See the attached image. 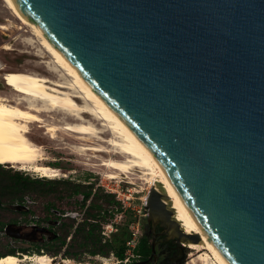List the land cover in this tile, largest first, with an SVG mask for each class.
Masks as SVG:
<instances>
[{"label": "water", "instance_id": "95a60500", "mask_svg": "<svg viewBox=\"0 0 264 264\" xmlns=\"http://www.w3.org/2000/svg\"><path fill=\"white\" fill-rule=\"evenodd\" d=\"M13 2L154 156L226 264H264V0ZM145 206L177 253L201 240L169 231L154 188Z\"/></svg>", "mask_w": 264, "mask_h": 264}, {"label": "bare ground", "instance_id": "6f19581e", "mask_svg": "<svg viewBox=\"0 0 264 264\" xmlns=\"http://www.w3.org/2000/svg\"><path fill=\"white\" fill-rule=\"evenodd\" d=\"M11 14L19 21L32 28L39 37L40 44L53 59L54 66L50 71L59 72V79H50L33 72L14 70L4 73L6 83L19 94L14 102H9L0 95V163L28 168L40 176L55 178L61 175L59 169L41 163L47 160L41 145L28 136L30 124L38 123L55 138L58 129L75 135L77 143L83 141H101L100 144L80 145L76 152L85 155L86 151L109 153L103 160L108 178H117L120 173H131L138 170L150 188H154L170 211L174 221L169 223V231L181 230L186 234H200L201 240L196 243L183 240L182 244L197 256L195 259L203 264H226L213 246L204 238L184 202L170 181L164 169L140 142L128 126L80 80L77 72L63 61L58 51L30 19H26L13 0H3ZM7 29V26L0 25ZM8 49L7 45L2 46ZM4 66L0 63V70ZM59 112L65 114L61 122L63 127L46 123L42 114ZM100 124V128L94 122ZM103 134H108L105 138ZM110 146V147H109ZM108 147V148H107ZM116 154V155H115ZM164 214V213H163ZM161 215L162 217L164 215ZM177 224V227L175 226ZM47 254L18 256L7 254L0 257V264H55ZM64 264L69 261L64 260ZM71 264V263H70Z\"/></svg>", "mask_w": 264, "mask_h": 264}, {"label": "rangeland", "instance_id": "374dc122", "mask_svg": "<svg viewBox=\"0 0 264 264\" xmlns=\"http://www.w3.org/2000/svg\"><path fill=\"white\" fill-rule=\"evenodd\" d=\"M2 24L7 26V29L0 28V63L4 66V69L0 70V95L12 103L19 98V94L6 83L4 78L5 72L24 70L41 76H47L50 79H59V72L50 71V67L54 66L53 59L50 54L45 51L44 47H42L39 37L33 32L32 28L22 24L19 19L11 14L5 2L0 0V25ZM3 45H7L8 49L3 48ZM50 114V116L42 114L46 123L55 124L58 127L64 126L61 119L65 114L59 112ZM94 123L99 128L101 127L96 121ZM56 135L55 138H51L50 133H48L44 127L39 126L38 123L30 124L28 136L35 143L41 145L47 157V160L41 163L48 164L53 168L59 169L61 172V175L55 178L43 177L47 179H67L80 183L94 182L95 187L100 186L105 191L114 193L116 198L122 203V206L125 209H129L132 215L126 217L123 213L116 214L113 221L114 223H120L130 218L131 222L129 227L132 231L137 232V236L135 237L136 241L147 227V209L145 204L150 191L149 184L142 178L141 173L138 170H134L131 173L119 172L117 178H108L106 176L107 169L105 166L101 165V163L103 160L110 157L109 153L86 151L85 155H83L75 151L81 144H100L107 146L106 143L96 140H82L80 144H78L75 138V135L78 134L74 135L72 132L68 133L62 128L58 129ZM103 136L105 138L109 137L108 134H103ZM4 167L27 173L31 177H42L38 172L28 168L22 170L18 166H12L10 164H4ZM61 192H63V189H61ZM64 193L66 192L64 191ZM81 197V195H63L62 198L50 196L49 199L27 197L25 199L26 202L21 204L27 208L21 210L31 211L29 215L26 216L27 221L23 219L24 215H16L8 212L3 214L5 220L14 216L19 217L17 222H8L7 224L15 223L21 225L24 230H22L23 232L21 231V233H28L27 239L11 237L6 235L4 231H1L0 251H4L5 248H13L15 254L18 256H23L25 254L35 255V244L41 237L38 234L37 228L44 227L46 225L45 219L47 218H50L52 222H54V219H59L56 218L57 215L55 216L54 214L57 210L61 211V214H63V212L72 211L73 213L77 211L79 214H76L75 218L59 215L60 221L69 222L74 220L76 225L83 217L84 210H82L77 203ZM48 200L54 202L55 208L53 207V212H51V210L49 212L45 208ZM89 201L90 199L87 201V204ZM112 230H114L113 225L112 227L108 226V224L103 226V233H109ZM69 240L70 237H67L66 242H69ZM172 240L174 241L175 238ZM21 248L29 249V251L22 253ZM183 252L184 257L182 258L181 264H203L202 261L198 259H195L194 263H192L191 260L197 256L195 251H192V255H190V249L185 248ZM42 253L52 258L55 257V253L49 251ZM56 255V257L59 256V251ZM82 256V261H77L69 257H63V259L69 261L67 264H119L113 255L103 257L84 254ZM56 261L60 262L58 260ZM57 262L55 264H57ZM124 263L127 264L129 262Z\"/></svg>", "mask_w": 264, "mask_h": 264}, {"label": "trees", "instance_id": "16d2710c", "mask_svg": "<svg viewBox=\"0 0 264 264\" xmlns=\"http://www.w3.org/2000/svg\"><path fill=\"white\" fill-rule=\"evenodd\" d=\"M61 189H63V192H61ZM63 195L82 196L77 203L84 210L83 217L76 225L75 221L71 220L59 226L58 230L63 232V242L60 245L53 243L42 244L37 241L34 249L36 254H45L42 252L49 251L56 255L66 243V238L70 237L64 255L77 261H82V255L84 254L103 257L113 255L119 264H124L123 261L125 259L137 263V261L149 257L151 254V244L149 242L150 236L147 227L134 247H131L128 243L133 239V231L129 227L131 219L128 218L126 221L114 223L113 219L116 214L123 213L126 217L132 215L129 209H125L122 206V203L116 198L114 193L105 191L100 186L95 187L94 182L80 183L67 179L31 177L27 173L6 168L1 163L0 232L3 231L8 222H17L19 218L14 216L5 220L3 217L4 213L24 215L23 219L27 221L26 216L31 212L28 210H12L8 205L25 203L27 197L49 199L50 196L62 198ZM89 199L90 201L87 204ZM52 207H55L54 202L48 200L45 205L46 210L50 212V208ZM109 223L113 225L114 230L106 235L103 233V226ZM26 251L27 249L21 248L22 253ZM7 254L16 255L13 248H5L4 251H0V257Z\"/></svg>", "mask_w": 264, "mask_h": 264}, {"label": "flooded vegetation", "instance_id": "af4514ba", "mask_svg": "<svg viewBox=\"0 0 264 264\" xmlns=\"http://www.w3.org/2000/svg\"><path fill=\"white\" fill-rule=\"evenodd\" d=\"M54 208L53 207L50 208L51 212H53ZM54 214L55 216L57 215L56 218L59 219L56 220L54 219V222H52L50 218H47L45 219L46 225L44 227L37 228L38 234L41 236L39 242L42 244L53 243L60 245L63 242V238H62L63 232L58 230L59 226L62 225V223H64L60 221L59 215L61 214V211L57 210ZM71 214H79V213L77 211H74L72 213L71 211V212H63V214L61 215H65L72 218L76 217V216H72ZM147 228L150 236L149 242L151 244V254L149 255L148 258L139 260L137 261V263H133L129 259H126L125 262H129L127 264H181L184 254L182 255L177 253V250L175 248V241H173L172 239H168L166 236L160 234L164 229L159 228L157 226L155 232H153L152 227L148 222H147ZM23 234H26V232ZM139 237L137 238L136 242L138 241ZM67 243L68 242H66L62 246L61 251H59V256L56 257L57 255H55L54 259L58 261L64 260L63 257H65L64 252L66 250ZM153 247L155 250L154 253L152 249ZM27 251H29V249H27Z\"/></svg>", "mask_w": 264, "mask_h": 264}, {"label": "built area", "instance_id": "2783aa9c", "mask_svg": "<svg viewBox=\"0 0 264 264\" xmlns=\"http://www.w3.org/2000/svg\"><path fill=\"white\" fill-rule=\"evenodd\" d=\"M108 226H110V227H112V224H108ZM136 231H133V239L131 240V242H128L129 243V245L131 246V247H134V245L136 244V241H135V237L137 236L136 234H137V232L135 233ZM104 234H108L107 232H105ZM126 261V259L123 261V262H125Z\"/></svg>", "mask_w": 264, "mask_h": 264}, {"label": "clouds", "instance_id": "9594fccd", "mask_svg": "<svg viewBox=\"0 0 264 264\" xmlns=\"http://www.w3.org/2000/svg\"><path fill=\"white\" fill-rule=\"evenodd\" d=\"M2 165H4V164H2Z\"/></svg>", "mask_w": 264, "mask_h": 264}]
</instances>
